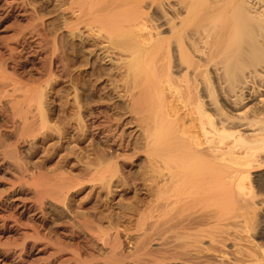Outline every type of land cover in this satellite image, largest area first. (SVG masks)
Instances as JSON below:
<instances>
[{"label":"bare ground","instance_id":"obj_1","mask_svg":"<svg viewBox=\"0 0 264 264\" xmlns=\"http://www.w3.org/2000/svg\"><path fill=\"white\" fill-rule=\"evenodd\" d=\"M145 1L67 0L75 24L65 27L70 34L79 25L95 30L106 42L100 48L105 57L112 53L108 44L113 40L115 51L130 50L135 57L124 64V88L132 115V122L124 123L132 129L124 131V138H129L124 149L137 141L132 133L139 132L136 137L144 143L154 171L155 217L150 216L151 223L140 221L138 228L146 222L150 231L131 254L125 253L119 232L108 235L87 222L79 232L75 227L82 221H66L68 226L62 228V237L73 243H51L43 229L47 218L42 199L63 201L66 182H71L64 179L35 182L37 203L32 207L21 199L20 191L10 193V189L12 195L6 200L0 193V222L28 214L30 221L22 228L21 246L25 244L30 251L38 241L45 240L43 246L51 244L53 251L45 264H124L127 259L130 264H161L175 259L174 254L164 250L159 256L160 247L151 249L148 245L175 248L177 242L188 248L189 264H264L263 245L254 242L237 222L228 225L222 217L225 200L252 205L244 182L251 170L264 166V0H233L232 4L228 0H200L207 1L206 7L210 4L206 9L204 3L200 5L205 14H199L208 23L198 19L203 22L200 26L206 24L203 34H199V24L198 33L197 26L192 33L184 27L189 15L197 16L196 10L192 13V1L182 0L185 4L180 8L157 5L154 17L146 16L150 30L142 18L150 6ZM24 5L25 0H19L7 6L5 15L16 12V16H23L20 7ZM121 8L124 17L115 18ZM122 23L129 37L112 36ZM31 35H22L16 47L6 43L0 47V113L11 131L16 130L17 121L21 135L24 130L29 132L35 113L41 109L38 89L21 84L16 73L19 54L23 51L32 56L40 46ZM146 58L150 66L148 73L145 70L142 74ZM1 140L0 129V145ZM4 156L12 159L13 151ZM13 169L7 160L5 170ZM97 245L105 248L103 254Z\"/></svg>","mask_w":264,"mask_h":264},{"label":"rangeland","instance_id":"obj_2","mask_svg":"<svg viewBox=\"0 0 264 264\" xmlns=\"http://www.w3.org/2000/svg\"><path fill=\"white\" fill-rule=\"evenodd\" d=\"M146 1L150 6L144 9L146 12L142 18H148L151 14L154 17L157 5L168 4L180 8L185 2ZM190 1L191 7L195 4L193 7H199V10L192 7V13L196 10L197 16L189 15L191 21L184 18L187 22L185 24L184 21V27L187 32H193L196 24H199L201 29L197 26L195 33L199 29V34H203L202 29L208 23L199 13H203L210 4L206 7L207 1H203L205 7L201 10L204 5L200 0V3L198 0ZM231 1L233 0H228V3ZM18 2L19 0H0V14L4 13L3 16L0 15V47L5 43L16 47V40L29 33L32 34L34 43H40L38 51L32 56L23 51L19 54L16 73L21 84H27L29 89H38L41 109L39 113H35L29 132L24 130L22 135L17 121L16 130L11 131L7 128L9 124L5 116L0 113V156L4 159L0 163V193L6 200L14 190L20 191L21 199L32 207L37 203L33 186L38 181H71L69 184L66 182L64 202L53 201L49 197L42 199V210L47 218L43 229L48 233L51 243L56 240L73 243L69 237H62V228L68 221L74 220L75 224L82 221L80 229L78 226L81 224L76 226L72 223L79 232L82 229L84 231L86 222L108 235L119 232L125 253L131 254L136 243L150 231L146 222L139 229L140 221L141 224L142 220L151 223L153 219L150 216L155 217L152 209L155 199L154 171L144 143L141 138L136 137L139 132L132 133L137 141H132L133 145L124 149V142L129 141L128 137L124 138V131L132 130L127 125L124 126L126 121L132 122V115L128 111L130 99L124 88V64L135 57L130 54V50L115 51L113 48L117 43L114 40L112 44H108L112 53L105 57L100 48L106 42L97 37L95 30L89 31L83 25L77 26L78 30L70 34L65 24L75 23L67 9V0H25V5L20 7L23 16H16V12L5 15L7 6ZM123 17L124 8H121L115 18ZM195 17H198L197 21ZM145 18L143 19L148 23ZM198 19L206 23L204 27L200 26L203 22L200 20L199 23ZM122 24V28L112 36L124 39L127 30H124V23ZM146 25L149 29L150 23ZM151 32L153 33L152 30ZM126 36L129 37L128 34ZM20 49L17 46V50ZM149 61L145 59V67L140 69L143 70L142 74L145 70L148 73L150 64L146 62ZM49 68L50 74L47 73ZM9 71L11 70L8 69ZM179 79V74H176V81ZM120 143L123 146L119 148ZM9 151H13L12 159L4 156ZM5 160L12 163L15 170H5ZM22 170L21 175L19 173ZM244 186L249 188L246 198L252 201V205L234 204L230 202L233 199L225 200L222 208L223 221L228 225L233 224V221L237 222L254 242L262 244L264 248V166L251 170ZM233 196L241 198L238 194ZM27 215L0 222V264H45L50 259L49 253L53 251V246H43L45 240L36 242L30 251L25 244L21 246L19 239L22 228L26 229L25 225L30 221ZM77 219L79 222H76ZM78 239L82 241V237ZM176 244L175 248L151 244L148 248L160 247L159 256L164 250L174 254L175 259H167L161 264H189L188 248L183 242ZM97 248L101 254L105 252V248L99 245ZM124 264H130L129 259Z\"/></svg>","mask_w":264,"mask_h":264}]
</instances>
